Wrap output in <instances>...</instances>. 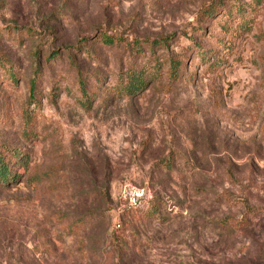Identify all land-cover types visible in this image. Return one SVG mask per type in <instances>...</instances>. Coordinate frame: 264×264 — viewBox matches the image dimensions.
Instances as JSON below:
<instances>
[{"label":"rangeland","instance_id":"rangeland-1","mask_svg":"<svg viewBox=\"0 0 264 264\" xmlns=\"http://www.w3.org/2000/svg\"><path fill=\"white\" fill-rule=\"evenodd\" d=\"M0 155V264H264V0H0Z\"/></svg>","mask_w":264,"mask_h":264},{"label":"trees","instance_id":"trees-1","mask_svg":"<svg viewBox=\"0 0 264 264\" xmlns=\"http://www.w3.org/2000/svg\"><path fill=\"white\" fill-rule=\"evenodd\" d=\"M216 8L212 7V8H205L202 10L201 14H200V18L205 20L208 19L212 16L213 14V10H215ZM119 36H115V35H111V34H106L103 33L101 34V42L103 44H108V45H112L116 40H118ZM170 38V36H161L159 38H154V39H137V41H135L133 44L134 46L138 45V49H141V43L142 42H146L149 43L147 45H149L150 47L154 48V44L157 43V46H161V45H167L168 43V39ZM198 44L193 40L192 41V46H197ZM137 47V46H136ZM55 55V52H51V55L47 56L48 58L50 56ZM181 59L180 58H171L170 59V65H169V75L168 78L170 80H176L179 77V69H181ZM195 73H193L192 75L194 76ZM144 78L142 77L141 74L135 72V71H131L129 74H127L126 76V82H121L120 87L128 94H132L135 93L138 89L143 87L144 84ZM28 89L30 91V96H32L35 93V80L31 79V81L28 83ZM81 95L83 94V96H85L83 98V103L85 105H87L86 103L89 102V98L86 96V89H85V85H84V81L82 79H79V90H78ZM26 123L29 122V119L26 118L25 119ZM21 153L19 152H13V158L15 157V159L17 160H23L24 156H20ZM20 157V158H19ZM19 158V159H18ZM13 162L10 161V165H14L12 164ZM168 165L169 163H171L170 161L167 162ZM9 162H7L5 160V158H3L0 155V184L6 185L7 181H9L11 178L14 179L16 172H13V174L11 175V172L13 170V167H9L8 166ZM156 201L152 202L147 209L144 211V215L148 218V219H152V217L156 214ZM127 211V210H125ZM135 219L137 220L138 223H141V216H136ZM138 225V224H137ZM136 224L134 225L135 227V231L137 229ZM129 235V234H128ZM127 236V235H126ZM120 241H122L124 244L126 243L125 238H122Z\"/></svg>","mask_w":264,"mask_h":264},{"label":"built area","instance_id":"built-area-1","mask_svg":"<svg viewBox=\"0 0 264 264\" xmlns=\"http://www.w3.org/2000/svg\"><path fill=\"white\" fill-rule=\"evenodd\" d=\"M138 197H139V192L137 191L128 192L126 195V202H125L124 210L132 211L135 208H137L141 204V201L138 199ZM118 225L119 223H117V226Z\"/></svg>","mask_w":264,"mask_h":264}]
</instances>
